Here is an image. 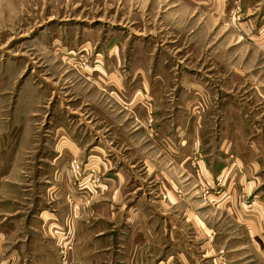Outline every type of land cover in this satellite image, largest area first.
Here are the masks:
<instances>
[{"label":"rangeland","instance_id":"rangeland-1","mask_svg":"<svg viewBox=\"0 0 264 264\" xmlns=\"http://www.w3.org/2000/svg\"><path fill=\"white\" fill-rule=\"evenodd\" d=\"M204 1L0 0V148H24L25 159L37 168L42 159H50L52 150L64 153V136H69L82 157H70L64 169L72 178L70 188L85 192L81 202L90 206L102 196L107 173L115 171L123 180L121 194L128 192L138 210L143 206L138 196L152 192L146 184L155 181L158 167L146 150L154 147L151 138L160 124L164 134H177L178 121L187 122L190 110L197 109L205 121L197 124L196 134H209L214 146L221 127L223 134L236 132L234 124L222 121L225 105L217 97L227 93L232 99H225L238 106L244 120L239 129L245 144L264 148V129L253 136V129L264 128V11L253 14L256 26L245 27L244 0H208L225 2L223 12L205 8ZM237 35L241 38L235 41ZM117 38L115 49L109 41ZM190 76L201 84L195 89L197 108L179 99ZM142 82H148L151 91L141 95L137 89ZM208 88L214 100L210 94L203 96ZM180 126L182 134L190 133L188 124ZM244 149L252 158L249 147ZM170 166L172 161L165 160L159 167L162 178H169ZM198 174L202 182L197 194L204 202L223 192L220 177L209 185ZM252 195L242 189L246 209L254 206ZM108 204L101 210L114 209ZM74 225L71 218L64 222V234L72 233L64 255L61 234L56 240L63 264L74 242Z\"/></svg>","mask_w":264,"mask_h":264},{"label":"crops","instance_id":"crops-1","mask_svg":"<svg viewBox=\"0 0 264 264\" xmlns=\"http://www.w3.org/2000/svg\"><path fill=\"white\" fill-rule=\"evenodd\" d=\"M204 3L205 8L216 12L227 9L223 1L205 0ZM242 10L247 15L245 27H254L258 23L253 14L264 11V0H244ZM239 38L237 35L235 41ZM115 41L109 42L116 44L112 47L116 49L120 42L118 38ZM146 53L147 50H142L141 56H147ZM186 82L179 99L189 100L188 104L197 108L195 89L201 84L192 76ZM139 86L141 95L151 91L148 82ZM209 88L203 96L210 94L214 100ZM225 97L232 99L227 93L217 97L225 105L222 121L234 124L236 132L223 134L224 127H221L214 146L208 142L209 134H196L197 124L205 121L197 109L188 113V123L178 121L177 134H164V126L160 124L158 134L151 138L154 147L146 150L158 167L155 181L150 179L146 184L152 192H141L138 196L144 206L139 210L129 202L132 196L128 192L121 194L123 180L117 178L115 171L107 173V189L102 196L92 200L90 206L81 202L85 192L75 190L72 185L70 188L72 178L64 169L70 157H82L80 148L69 141V136H64L67 140L64 153L60 149L52 150L50 159H42L37 168L26 160L24 148H0L2 264H63L56 240L64 230L65 220L70 218L75 224V236L65 264H264V148L260 143L245 144L244 133L239 129L245 125L240 110ZM150 98L156 99L153 94ZM136 104L138 110L144 111L141 103ZM182 123L188 124L189 134H182ZM261 126L264 127V121ZM263 129H253L257 133L253 136L256 138ZM166 137L173 142L172 147L167 146ZM97 144L93 145L94 152ZM246 146L252 158L245 156ZM196 156L200 160L195 161ZM143 158L149 161L148 156ZM165 160L172 161L167 179L159 172ZM198 172L209 185L216 176L220 177L223 192L213 194L210 201L204 202L197 194L202 182ZM178 189L184 193L179 194ZM242 189L253 194L252 209H246L241 203ZM121 199H127L128 203L121 204ZM107 204L114 209L102 211V206ZM105 221L110 225L102 226Z\"/></svg>","mask_w":264,"mask_h":264},{"label":"built area","instance_id":"built-area-1","mask_svg":"<svg viewBox=\"0 0 264 264\" xmlns=\"http://www.w3.org/2000/svg\"><path fill=\"white\" fill-rule=\"evenodd\" d=\"M72 233L70 231H67V233L64 234V231L61 232L60 241H59V248L60 252L64 255V252L67 248L70 246V239H71ZM64 236L70 237L68 240L64 239Z\"/></svg>","mask_w":264,"mask_h":264}]
</instances>
